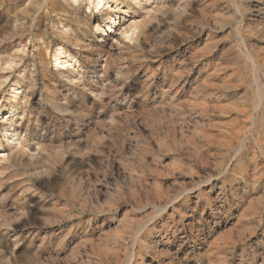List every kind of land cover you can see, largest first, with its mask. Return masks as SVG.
I'll list each match as a JSON object with an SVG mask.
<instances>
[{
	"label": "rangeland",
	"instance_id": "obj_1",
	"mask_svg": "<svg viewBox=\"0 0 264 264\" xmlns=\"http://www.w3.org/2000/svg\"><path fill=\"white\" fill-rule=\"evenodd\" d=\"M106 1L0 0V264H264V0Z\"/></svg>",
	"mask_w": 264,
	"mask_h": 264
},
{
	"label": "bare ground",
	"instance_id": "obj_2",
	"mask_svg": "<svg viewBox=\"0 0 264 264\" xmlns=\"http://www.w3.org/2000/svg\"><path fill=\"white\" fill-rule=\"evenodd\" d=\"M74 1H76V0H74ZM89 1V3L91 4V7H92V9L93 10H95V11H101L102 9H104V7H105V5L107 4L108 5V2L106 1V0H88ZM248 3V2H247ZM108 7V6H107ZM239 10V9H238ZM109 21H112V19L109 17V18H107ZM244 19V18H243ZM240 22V21H239ZM115 26V22H111V24L109 25L108 23H107V25H106V27H107V29H105L104 27L102 28V27H100V26H96V28H95V30L96 31H100L101 33H102V35H105V34H107L109 31H112V29H113V27ZM137 30V24L136 23H132V24H130V25H128L127 27H125L124 29H123V31H122V34L123 35H128V37L129 36H131V35H133L134 33H135V31ZM239 30V29H238ZM127 37V38H128ZM54 58H55V61H56V64H59V65H62L63 63H65L64 61L63 62H59V61H61V59H59L58 57H56V55H54ZM66 58H70V60H71V56L70 55H67V57ZM63 59H65V58H63ZM62 59V60H63ZM67 63V62H66ZM252 63H254V62H252ZM255 70V69H254ZM258 70V69H257ZM256 70V71H257ZM259 71V70H258ZM258 126V125H257ZM6 135H14V134H10V133H6ZM7 137V136H6ZM175 200V199H174ZM157 206V205H156ZM156 209L158 210V212H161V211H163L164 209H163V207H160V206H158V207H156ZM142 224V223H141ZM147 225V224H146ZM145 226V225H144ZM137 233L135 234V236H134V238H133V241H132V244L133 245H135V244H137L138 243V238H139V233H140V231L142 232V228L140 229V230H138L137 229ZM141 245V244H140ZM142 247H143V245H142ZM145 248V247H144ZM138 255V254H137ZM136 257V254L134 253V252H132L131 253V255H130V258H128V264H130L131 262H132V260L134 259ZM169 264H171V262H169Z\"/></svg>",
	"mask_w": 264,
	"mask_h": 264
}]
</instances>
